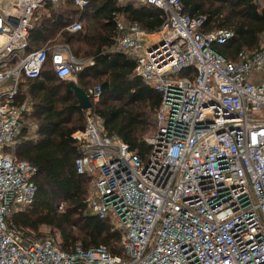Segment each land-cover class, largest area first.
I'll return each instance as SVG.
<instances>
[{"label":"built area","instance_id":"built-area-1","mask_svg":"<svg viewBox=\"0 0 264 264\" xmlns=\"http://www.w3.org/2000/svg\"><path fill=\"white\" fill-rule=\"evenodd\" d=\"M90 1L74 4L83 11ZM118 1L164 15L153 33L118 19L108 48L134 60L136 76L162 95L156 130L146 138L150 151L142 158L108 135L92 111L100 85L88 89L92 107L72 137L80 151L76 170L92 178L90 213L121 233L123 254L106 245L66 252L12 219L38 191L37 167L15 154L18 135L34 128L25 120L31 104L16 101L22 83L39 78L49 58L61 79L84 62L56 40L29 48L38 13L61 0H0V264H264V81L250 79L264 72V37L259 48L231 60L215 46L235 33L203 32L205 17L186 13L182 0ZM82 18L66 30L82 31ZM187 68L195 69L193 78L180 76Z\"/></svg>","mask_w":264,"mask_h":264},{"label":"trees","instance_id":"trees-1","mask_svg":"<svg viewBox=\"0 0 264 264\" xmlns=\"http://www.w3.org/2000/svg\"><path fill=\"white\" fill-rule=\"evenodd\" d=\"M184 11L194 17H205L201 30L205 33L227 28L235 37L216 50L236 60L240 52H253L264 37V0H182ZM46 13L30 34V48H41L49 39L60 37L71 45L79 59L92 58L75 73L76 83L85 90L102 87V96L92 111L105 121L109 136L119 137L130 149L146 158L150 145L146 136L156 130V114L162 95L141 77L136 76V62L121 52H111L117 19L123 17L153 33L164 21L162 10L150 5L119 4L117 0H91L81 11L74 0H64L55 7L48 2ZM79 13H83L84 29L76 33L61 32ZM181 77L193 78L195 69L187 68ZM17 103L28 101L32 110L25 120L34 125L21 131L15 154L37 167L33 177L38 186L35 202L12 219L23 229L32 230L37 238L51 237L58 246L72 253L76 246L89 249L106 245L113 254H123L121 233L109 220L90 213L87 197L92 178L79 174L76 158L79 146L72 137L84 129L86 111L70 86V80L57 77L51 58L39 78L22 83ZM64 204V210L58 209ZM42 226L50 228L43 232Z\"/></svg>","mask_w":264,"mask_h":264},{"label":"crops","instance_id":"crops-1","mask_svg":"<svg viewBox=\"0 0 264 264\" xmlns=\"http://www.w3.org/2000/svg\"><path fill=\"white\" fill-rule=\"evenodd\" d=\"M117 3H119V1L117 0ZM120 4V3H119ZM62 5H64V0H61V2H60V5L59 6H62ZM54 6V5H53ZM59 6H57V7H59ZM135 6H141V5H138V4H135ZM56 7V6H55ZM44 13H46V8H44V9H42V10H40V12L38 13V16H37V19H35V21H34V27L35 26H37V24L40 22V20H41V16L44 14ZM79 14H83V13H79ZM78 14V15H79ZM77 15V16H78ZM76 16V17H77ZM83 17V16H82ZM76 19V18H75ZM74 19V20H75ZM84 21H85V19H84V17L82 18ZM118 19H124L123 17H119ZM117 19V20H118ZM125 20H127V19H125ZM127 21H129V20H127ZM134 23H136V22H134ZM33 27V28H34ZM116 28H117V24H116ZM68 32V33H76V32H69L68 30H66V27H64L63 29H62V31L61 32ZM60 35V34H59ZM59 35L58 36H56L54 39L52 38V39H49L47 42H49V41H54V40H56V42L57 43H65V44H68L69 46H70V49H71V53L73 54V52H72V48H71V45L68 43V42H66V41H60L59 39H60V37H59ZM46 42V43H47ZM45 43V44H46ZM44 44V45H45ZM29 48H30V40H29ZM31 49V48H30ZM73 56L76 58V59H78V60H80V61H83L84 62V66H85V64L87 65V64H93V60H92V58H87V59H79V58H77L74 54H73ZM262 74V77H260V78H258V76H256L255 78H254V80L253 81H255V82H260V81H264V72H262L261 73ZM255 75H257V73L256 74H254V76ZM76 76L75 75H73V77H71V78H68L67 80H70V83L71 82H75L76 83V81L74 80V78H75ZM77 84V83H76ZM78 85V84H77ZM71 86V85H70ZM88 90H86V92H87ZM32 110V109H31ZM88 110V109H87ZM86 111V110H85ZM27 122H29V121H27ZM81 130V129H80ZM78 131V130H77ZM75 133V132H74Z\"/></svg>","mask_w":264,"mask_h":264},{"label":"water","instance_id":"water-1","mask_svg":"<svg viewBox=\"0 0 264 264\" xmlns=\"http://www.w3.org/2000/svg\"><path fill=\"white\" fill-rule=\"evenodd\" d=\"M70 85L78 99L80 108L82 110L90 109L92 107V102L86 90L77 85L75 82H71Z\"/></svg>","mask_w":264,"mask_h":264},{"label":"rangeland","instance_id":"rangeland-1","mask_svg":"<svg viewBox=\"0 0 264 264\" xmlns=\"http://www.w3.org/2000/svg\"><path fill=\"white\" fill-rule=\"evenodd\" d=\"M156 38L155 37H153V36H151V37H149L147 40H148V42H147V44L148 43H150L151 41H154ZM86 65V64H85ZM256 76H258V78H260V77H262V74L259 72V73H257V75H253L250 79L253 81L254 80V78L256 77ZM74 80L76 81V77L74 78ZM149 136H151V135H149ZM149 136H146V137H149ZM8 151L10 152V151H13L12 150V147H10L9 149H8ZM41 230L43 231V232H50V228H48V227H46V226H42V228H41Z\"/></svg>","mask_w":264,"mask_h":264}]
</instances>
